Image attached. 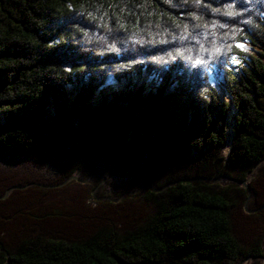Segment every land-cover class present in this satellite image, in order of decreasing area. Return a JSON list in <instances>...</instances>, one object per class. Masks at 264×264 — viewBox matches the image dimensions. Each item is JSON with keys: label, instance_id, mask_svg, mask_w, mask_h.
Returning <instances> with one entry per match:
<instances>
[{"label": "trees", "instance_id": "obj_1", "mask_svg": "<svg viewBox=\"0 0 264 264\" xmlns=\"http://www.w3.org/2000/svg\"><path fill=\"white\" fill-rule=\"evenodd\" d=\"M160 1L0 0V264H235L261 255L264 167L250 182L249 212L229 211L239 186L210 181L215 173L243 179L264 159L259 59L222 76L237 113L226 167L227 105L196 75L177 76L176 61L154 66L147 90H127L130 74L110 72L124 83L110 100L96 98L115 57L95 55L83 29L103 13L108 26H158ZM260 23L248 37L264 45ZM34 155L57 160L64 176L100 157L122 173L141 170L136 183L159 190H147L145 202L91 207L85 183L62 184L61 173L26 161Z\"/></svg>", "mask_w": 264, "mask_h": 264}, {"label": "rangeland", "instance_id": "obj_2", "mask_svg": "<svg viewBox=\"0 0 264 264\" xmlns=\"http://www.w3.org/2000/svg\"><path fill=\"white\" fill-rule=\"evenodd\" d=\"M235 3L236 0H218V2L217 0H161L160 5L165 14L162 24L158 26L142 24L136 27L135 24L129 22L130 25L124 27L118 21L112 26H108L103 19L104 13L95 15L93 18L95 20H90L88 27L83 29L84 33L89 35L91 32L90 36L93 37L96 46L94 48L95 55L102 53L115 57L112 59L115 62H112L111 59L108 60L110 64L105 69L107 79L99 87L100 92H95L96 98L103 97L110 100V90L115 87L119 88L121 83H124L121 79L119 81L114 79L109 75L110 72L124 71L130 74L131 80L127 90H133L139 85L143 86V90H147L155 74L153 67H164L169 60L176 61L177 76L186 77L187 71L189 76L196 75L198 79L206 82L215 90L220 105L223 103L227 105L226 118L223 122L224 141L227 133L230 134L231 140L225 157L219 150V156L222 159L221 165L226 167L237 113L233 98L229 93L230 90L223 85L222 76L237 77L240 67L245 65V61H249L250 56L259 59L264 65V45L257 42L252 43L248 37L256 22L259 24L264 22V11L261 10V7H264V0H243L240 7H235ZM229 5L233 6L229 7ZM143 7L146 9V16L151 15L148 6ZM171 12L175 16L169 18L168 14ZM237 42L243 43L244 48L236 47ZM214 48H219L220 51L215 52ZM233 57H235V61L232 59ZM64 68L68 69L69 66H64ZM14 161L19 162L16 159ZM26 161L29 164L42 163L50 168V171L61 173L62 184L71 180H65L68 176L63 175L61 167L55 159L34 155L26 158ZM261 165L264 167V162L258 166L253 165L246 172L244 178L240 179L244 180L245 185L219 179L221 175H225L223 173H215L210 179L219 186L232 183L241 189L240 191H230L229 211L237 206L242 207L246 212L250 211L254 195L250 188V182L256 176L258 167ZM83 167L85 169L83 172H74L70 175L84 180L81 183H85L89 192L86 203L91 207H94L97 201H108L114 204L124 201L129 203L145 202L144 194L147 190H159L151 183H136L135 177L143 179L144 174L141 170L122 173L100 157L85 160ZM147 203L149 205L147 214L149 215L153 210L151 204ZM142 221L140 220L139 223ZM116 232L122 234L123 230L116 227ZM259 245L260 256L240 257L235 264H264V235L260 239ZM242 260L244 261L240 263Z\"/></svg>", "mask_w": 264, "mask_h": 264}, {"label": "water", "instance_id": "obj_3", "mask_svg": "<svg viewBox=\"0 0 264 264\" xmlns=\"http://www.w3.org/2000/svg\"><path fill=\"white\" fill-rule=\"evenodd\" d=\"M264 162V159L263 160H261L260 162H258V163H256L255 165H259L260 163H263ZM225 179V180H227V181H229V182H232V183H234V184H238V185H245V182H244V180H240V179H234V178H232L231 176H228V175H221L220 177H219V179ZM69 179H74V180H76V181H80V182H83L84 180H81V179H78L76 176H71V175H69L65 180H69ZM214 180H216V179H214ZM65 182V181H64ZM165 186H167V185H165ZM165 186H163V187H165ZM15 187H11V188H9V189H7V191H6V193L10 190V189H14ZM6 193H5V195H6ZM248 193H249V191H248ZM252 257V256H251Z\"/></svg>", "mask_w": 264, "mask_h": 264}, {"label": "snow or ice", "instance_id": "obj_4", "mask_svg": "<svg viewBox=\"0 0 264 264\" xmlns=\"http://www.w3.org/2000/svg\"><path fill=\"white\" fill-rule=\"evenodd\" d=\"M218 2V0H217ZM242 3H243V0H236V3H235V7H240L242 6ZM233 5H229V7H232ZM236 47H239V48H244V44L243 43H240V42H237ZM246 50V49H245ZM213 51L215 52H219L220 49L219 48H214ZM234 61H235V57L232 58Z\"/></svg>", "mask_w": 264, "mask_h": 264}, {"label": "bare ground", "instance_id": "obj_5", "mask_svg": "<svg viewBox=\"0 0 264 264\" xmlns=\"http://www.w3.org/2000/svg\"><path fill=\"white\" fill-rule=\"evenodd\" d=\"M256 166H258V165H256ZM244 260H242L240 263H242Z\"/></svg>", "mask_w": 264, "mask_h": 264}]
</instances>
